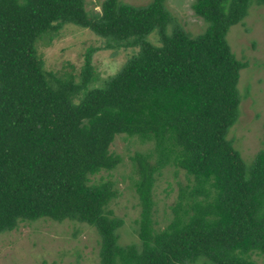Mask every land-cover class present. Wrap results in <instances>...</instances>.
Masks as SVG:
<instances>
[{"label":"trees","instance_id":"trees-1","mask_svg":"<svg viewBox=\"0 0 264 264\" xmlns=\"http://www.w3.org/2000/svg\"><path fill=\"white\" fill-rule=\"evenodd\" d=\"M264 0H192L205 23L189 36L168 31L164 0H0V233L50 219L93 226L100 264H254L264 254L263 146L244 164L227 139L238 116V60L226 40L250 4ZM86 28L105 47H139L100 87L89 50L77 81L44 71L36 43L63 23ZM157 32L160 45L148 41ZM152 142L130 157L139 204L138 243L118 244L122 219L109 208L119 192L110 179L121 157L116 135ZM155 154L152 162L151 157ZM173 162L186 181L161 229L153 218L156 176ZM44 264V263H43Z\"/></svg>","mask_w":264,"mask_h":264},{"label":"rangeland","instance_id":"rangeland-1","mask_svg":"<svg viewBox=\"0 0 264 264\" xmlns=\"http://www.w3.org/2000/svg\"><path fill=\"white\" fill-rule=\"evenodd\" d=\"M125 3L145 4L150 0H120ZM192 0H164L171 14L168 31L179 26L189 36L203 31L204 21L191 8ZM101 0H83L89 11H98ZM45 35L36 43L37 56L44 71L56 77L72 74L77 81L84 54L89 50L94 81L89 87H100L104 80L114 75L139 47H105V39L90 30L66 22L56 31ZM148 41L160 45L159 35L153 32ZM226 40L235 57L246 62L239 72L238 116L227 133V139L249 164L255 153L262 148L264 129V4H250L246 15L232 24ZM112 154L121 162L111 171H103L92 180L110 179L119 195L109 205L115 216L122 219L117 230L118 244L138 243L136 219L139 204L133 187L136 177L130 157L136 152L152 153L153 143L136 136L116 135L110 145ZM171 157L170 163L156 176L153 187L155 201L153 218L155 228H163L173 216L180 186L190 184L183 171ZM155 154L151 157L153 162ZM100 238L96 229L83 222L64 219L53 221L38 219L19 222L10 230L0 233V264H100ZM254 264H264V254H251Z\"/></svg>","mask_w":264,"mask_h":264}]
</instances>
